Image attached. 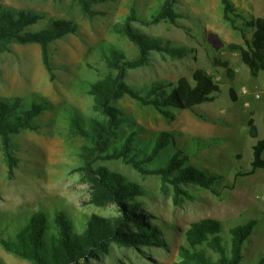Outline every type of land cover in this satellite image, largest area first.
Returning <instances> with one entry per match:
<instances>
[{"label": "rangeland", "instance_id": "rangeland-1", "mask_svg": "<svg viewBox=\"0 0 264 264\" xmlns=\"http://www.w3.org/2000/svg\"><path fill=\"white\" fill-rule=\"evenodd\" d=\"M231 1L247 17L264 16V0ZM89 2L92 14L83 12L76 0H0L6 8L42 16L27 26L26 32L41 31L56 20L79 25L77 33L50 42L52 71L43 62L40 44L15 40L0 43V98H18L27 104L41 99L49 102V108L33 119L35 128H23L11 135L18 157L12 177L0 137V235L4 237L13 231L15 222H24L40 210L50 216L56 211L70 213L79 231L88 216L119 214L117 204L91 203L94 189L82 155L88 141L70 132V115L76 112L85 118L102 117L88 86L110 71L105 51L113 45L130 58L139 55L138 47L115 27L125 21L132 8L141 17L150 18L164 0ZM174 8L179 13L176 23L163 20L133 25L143 34L160 39L162 45L183 49L185 56L152 50L144 66L128 71L126 82L143 90L155 81L170 85L182 76L192 79L197 69H205L215 77L220 91L214 101L193 110L172 109L174 119L129 96L114 101L126 123L108 148L135 128L139 129V142L153 141L163 131L171 132L175 144L164 155L181 148L190 154V164L222 178L212 188L183 186L191 196L181 194L175 200V189L164 185L159 176L143 175L122 159L96 160L95 168L119 172L145 191L137 199L143 203L142 209L153 214L151 221L161 228L165 244L159 248L112 243L109 253L91 258V264H173L178 260L179 246L186 241L185 230L203 218L220 220L226 231L254 219L256 229L245 243L241 264H256L264 254V169L244 174L252 167L254 145L264 139V97H255L264 93V71L252 77L239 52L229 49L231 44H244V38L223 18L221 0H177ZM237 20V25L243 26L242 20ZM246 32L251 39L253 29ZM218 60L230 61L234 80ZM250 118L258 126L256 138L248 132ZM226 241L229 248L230 241ZM0 264L34 263L7 251L0 242Z\"/></svg>", "mask_w": 264, "mask_h": 264}, {"label": "trees", "instance_id": "trees-1", "mask_svg": "<svg viewBox=\"0 0 264 264\" xmlns=\"http://www.w3.org/2000/svg\"><path fill=\"white\" fill-rule=\"evenodd\" d=\"M76 1L83 12L92 14L89 0ZM176 2L164 0L150 18L141 17L135 8L131 9L125 21L119 23L115 30L138 47L139 55L130 58L123 50L111 45L103 55L110 71L88 86L89 92L94 95V107L102 117L85 118L76 112L70 115V132L88 141L82 155L86 163L84 170L88 171L94 189L91 203L117 204L119 214L111 217L98 214L88 216L83 230L79 231L70 213L56 211L50 216L40 210L24 222H15L13 231L6 237L0 235V242L7 251L34 264H91V258L109 253L112 243L133 247L164 246L161 228L151 221L153 214L142 209L143 203L137 199L145 191L119 172L101 166L95 168L94 163L98 159H122L143 175L159 176L164 185L173 186L175 200L181 194L191 196L183 186L212 188L222 178L190 164V154L181 148L164 155L165 150L175 144L171 132L163 131L153 141L139 142V129L135 128L121 142L108 148L112 139L119 137L122 124L126 123V118L113 104L114 101L129 96L143 106H152L174 119L172 109L193 110L198 105L214 101L215 93L220 91L215 77L205 69H197L192 79L182 76L170 85L155 81L143 90L126 82L128 71L144 66L152 50L165 51L173 57L185 56L183 49L162 45L160 39L143 34L133 25V22L150 24L163 20L176 23L179 17L174 8ZM221 3L223 18L244 38V44H231L229 49L239 52L251 76L257 78L264 71V16L247 17L231 0H221ZM41 18L40 14L9 9L0 4V43L15 40L22 44H40L43 62L52 71L50 42L66 34L77 33L79 25L71 20H56L41 31H24ZM237 19L242 20L243 26L237 25ZM247 29H253L251 39L247 37ZM217 64L226 68L229 77L234 80L235 71L229 60H218ZM48 108L49 102L43 99L27 104L21 103L18 98H0V137L9 176H14L18 166L11 135L23 128H35L33 119ZM248 132L252 138L258 137L254 118L248 121ZM162 156H165L163 160L156 163ZM258 169H264V139L254 145L252 167L244 174L252 175ZM256 225L257 222L252 219L230 226L226 231L223 223L215 218L194 221L185 230L186 241L179 246L178 260L173 264H241L245 243L253 235ZM226 240L230 241L229 248ZM256 264H264V254Z\"/></svg>", "mask_w": 264, "mask_h": 264}, {"label": "built area", "instance_id": "built-area-1", "mask_svg": "<svg viewBox=\"0 0 264 264\" xmlns=\"http://www.w3.org/2000/svg\"><path fill=\"white\" fill-rule=\"evenodd\" d=\"M243 92L244 93H247V89H243ZM255 97L256 98H263L264 97V93H256L255 94Z\"/></svg>", "mask_w": 264, "mask_h": 264}]
</instances>
